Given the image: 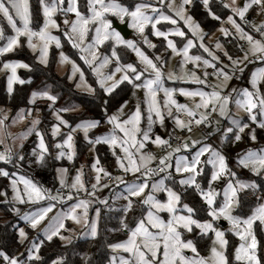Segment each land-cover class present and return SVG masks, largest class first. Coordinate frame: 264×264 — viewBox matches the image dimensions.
Instances as JSON below:
<instances>
[{"label":"snow or ice","instance_id":"obj_1","mask_svg":"<svg viewBox=\"0 0 264 264\" xmlns=\"http://www.w3.org/2000/svg\"><path fill=\"white\" fill-rule=\"evenodd\" d=\"M192 3L193 0L178 3L139 0L125 6L119 0H86L85 13L78 0H37L34 13L30 0H0V56L26 43L28 49L38 53L36 62L47 68L50 45L62 47L53 30L59 31L63 26L64 38L79 51V59L95 77V87L86 80L80 66L61 50L59 64L71 66L67 79L89 96L105 97L99 105L101 119H80L74 125L63 113L76 111V107H56L59 97L47 85L31 91L27 101L31 107L17 109L13 115L0 109V145H3L0 162L17 170L26 162L46 165L49 157L72 162L77 155L74 142L77 133L83 134L93 153L97 145H106L116 168L123 174L114 180L125 187L119 196L123 200L119 207L109 205L108 198L99 199V204L116 221L105 231L122 232L126 237L117 242L105 241L108 264H264V252L257 238V229L264 235V144L257 135V130L264 133V66L250 72L245 86L231 83L243 77L251 61L264 64V0H220L227 10L223 19L214 11L213 0H200L207 17L220 22L217 28L220 36L233 41L239 55L230 54L219 37L214 47L205 43L206 38L211 41L212 37L188 13L187 6ZM251 13L261 17L259 22L249 19ZM58 16L63 18L62 24L58 23ZM110 17L126 22L146 49L135 39L122 36ZM162 23L172 27L162 30L158 27ZM5 24L12 34L6 33ZM149 26L151 36L163 38L164 52L170 50V55H149L148 50L157 48L145 33ZM170 37L181 38L182 46ZM106 42L111 47L110 56L99 51ZM120 46L134 52L136 62L123 63L117 52ZM192 49L202 53L191 54ZM173 57L179 58L176 67L170 66ZM21 68L33 71L30 64L21 61L0 62L9 96L15 84L32 82L31 77L25 81L17 75ZM166 81L195 87H168ZM124 82L131 86L136 103L129 109V100H123L109 112V98ZM177 94L185 102H179ZM38 101H46L55 118L50 125L55 154L38 128L41 123ZM33 112L37 115L33 116ZM101 120L110 127L102 134L90 135ZM25 121L28 123L24 131L19 134L10 131L12 126ZM168 121L172 124L171 131ZM157 125L164 129L163 136L154 130ZM62 129L68 131L62 133ZM194 129L201 131V139L193 137ZM33 134L35 146L26 152L24 141ZM58 136L61 139L56 141ZM239 143L249 147L232 159L224 148ZM83 167L76 169L70 182L69 169L56 168L59 185L56 193L15 170L0 167V177L7 179L5 188L0 190L3 197L0 204L6 205L8 212L25 221L26 227L33 231L57 203L72 202L31 240L25 227L12 225L16 228L14 240L23 251L9 252L0 247V264H48L41 255L46 242L58 238L61 246L67 248L76 240L94 242L100 238L102 209L97 206L94 215H90L89 209L98 199L97 192L111 187L102 181L113 177L98 155L93 156L90 165L94 173L91 180L85 181ZM124 175H132L133 180L125 181ZM189 193L198 197V201L183 202ZM158 194H163V198ZM25 204L35 206V211L22 214L18 205ZM221 220L230 226L227 230L218 226ZM66 221L79 226L81 231L66 227ZM226 232L239 241L231 255ZM206 239L211 243L207 246L208 254L202 255L198 245ZM50 264L67 261L57 255ZM85 264H91V260L86 258Z\"/></svg>","mask_w":264,"mask_h":264},{"label":"rangeland","instance_id":"obj_2","mask_svg":"<svg viewBox=\"0 0 264 264\" xmlns=\"http://www.w3.org/2000/svg\"><path fill=\"white\" fill-rule=\"evenodd\" d=\"M195 1H198V0H193V2H195ZM200 1V0H199ZM119 2H121V3H123L125 6H129V5H132L134 2H139V0H119ZM176 2L178 3L179 2V0H176ZM213 2H220V0H213ZM85 3H86V0H78V4H79V7H80V9H81V11H83V12H85L86 13V9H85V7H84V5H85ZM192 5H193V3H192ZM192 5H190V6H187L188 7V13H189V11H190V8L192 7ZM65 6H66V4H65ZM190 14V13H189ZM69 18H73V14H69ZM57 19H58V23H61L62 24V17H57ZM110 19H112L113 21H114V24H113V26L115 27V25L116 24H118V25H127V23L125 22V23H121L118 19H116L115 17H110ZM249 19L250 20H253V21H255V22H259V20L261 19V17H257L256 15H255V13H251L250 15H249ZM195 20V19H194ZM178 23L182 26L183 25V22L182 21H178ZM220 26V22L218 23V25H217V28ZM225 26H227V25H225ZM158 27H160L162 30H167V28H170V27H172L171 25H167V24H165V23H162L161 25H158ZM116 28V27H115ZM203 28V27H202ZM217 28L214 30V31H212L211 33H209V35L212 37V40L211 41H209L207 38L205 39V43L206 44H210L211 46H213L214 47V42H215V40H216V38L217 37H219L220 38V41H221V43H222V45H223V47L227 50V48L225 47V39L223 38V37H221L220 36V33L217 31ZM129 29V31L131 32L130 33V35H129V37L127 38V39H135L137 42H138V44L142 47V48H145L146 49V46H143V44H142V41H141V39H140V37L134 32V30H132V29H130V28H128ZM5 30H6V33L7 34H12L11 33V30L10 29H8L7 28V26H6V24H5ZM117 30V29H116ZM185 31H187V29H184ZM203 30H204V28H203ZM118 31V30H117ZM205 31V30H204ZM206 32V31H205ZM145 33L148 35V38L153 42V43H155L156 45H157V48L156 49H154V50H148L149 51V55H152L153 53H160V54H162V55H170V50H169V52L168 53H165L164 52V47L162 46V45H164V41H163V38H156V37H153V36H151V34H150V26L149 27H147L146 28V30H145ZM207 33V32H206ZM53 34L54 35H57V36H59L60 37V39H61V45H62V47H61V49H56L55 48V44H52V45H50V48H49V62H50V60H51V57H52V55L54 54V60H55V65H54V69H55V71H56V73L60 76V77H65V76H67L69 73H70V71H71V66L70 65H68V64H63V65H61V64H59V51H63L66 55H68L69 57H70V59H72L73 61H75L76 62V64L78 65V66H80V68H81V71H84L85 72V78H86V80L89 82V83H92L93 84V86L95 87V84H94V79H95V77L92 75V73L90 72V70H89V68H88V66H86V65H84V63H83V61L82 60H80L79 59V55H80V53H79V51L77 50V49H73L72 47H71V45L67 42V40H66V38H64V36H63V26L61 27V30H59V31H57V30H53ZM170 38H172V39H174L176 42H177V44H178V46H182V44H181V38H179V37H170ZM22 39V41H23V39L24 38H21ZM0 43H2V42H0ZM25 45V47L27 48V46H26V43L24 44ZM20 48V47H19ZM18 49V48H17ZM17 49L16 50H14L13 52H11V53H7V54H5L4 56H0V62H2V61H4V60H8V61H17V60H10V59H6V57L8 56V54H12V53H14L15 51H17ZM28 49V48H27ZM68 50H70V52H74L75 54H76V56H77V59L76 58H74V57H72L71 55H69V53H68ZM28 51L31 53V54H34L30 49H28ZM99 51H100V53L102 54V55H111V47H110V44H109V42H106L105 43V45H103V46H100V48H99ZM228 51V50H227ZM117 52H118V54L121 56V60H122V62L123 63H129V62H136V56H135V53L134 52H132L130 49H127V48H125V47H123V46H120V47H118L117 48ZM195 52H198V53H196V54H201L202 53V50H197V49H192V50H190V53L191 54H195ZM38 53H35V55H37ZM205 57L207 56V54H203ZM222 55V54H221ZM178 57H173L172 59H171V61H170V66H172V67H176L177 66V61H178ZM18 61H21V62H24V61H22V60H18ZM226 62V61H225ZM25 63V62H24ZM49 65V64H48ZM43 66V65H42ZM262 66H264V64H261V62L260 61H251L248 65H247V67L245 68V72H244V74H243V77L240 79V80H235V81H232L231 83L233 84V85H235V86H237V87H242V86H245L246 85V78L248 77V75L250 74V72L251 71H254V70H256L257 68H259V67H262ZM109 67H113V65H110ZM189 67H190V65H189ZM23 70H27V69H18L17 70V75H19L20 77H21V72L23 71ZM104 71H108V69H105ZM209 71H211L210 69H209ZM0 74L3 76H5V78H6V86H7V77H6V75H5V73H3V72H0ZM77 78H78V74H77ZM75 79V78H74ZM68 80V79H67ZM68 82L70 83V84H73L74 85V87H75V84L73 83V82H71V81H69L68 80ZM211 82V81H210ZM16 85H18V84H15L14 85V91H15V88H16ZM165 86H168V87H195V85H186V84H183V83H179V82H172V81H166L165 82ZM126 88V90H127V96H126V100H129V105H128V108L129 109H131L133 106H134V104L136 103V98H134V97H132V95H131V86L130 85H128L126 82H124L115 92H117V91H119V90H121L122 88ZM42 88H44V87H42ZM42 88H40V89H42ZM39 89V90H40ZM48 89L50 90V87H48ZM75 89H76V87H75ZM78 92H82V91H80V90H78V89H76ZM14 91H13V93H14ZM82 93H85V92H82ZM85 94H87V93H85ZM137 95L138 96H142V92H138L137 93ZM176 98H177V100L179 101V102H185L184 101V98L183 97H180L178 94H177V96H176ZM38 103H42V104H44V105H46L47 104V102L46 101H38ZM61 106H63V105H61L60 104V106H58V107H61ZM31 107V106H30ZM57 107V106H56ZM66 107H73V106H71V105H67ZM76 107V106H75ZM116 107H118V106H116ZM116 107H112L111 109H109V112H112V111H114L115 110V108ZM0 109H3L4 111H6V112H8L9 113V115H13V113H12V111H11V109L10 108H7V107H0ZM81 111H82V109H80L79 107H76V111H70V112H68L69 114H71V115H79V114H81ZM51 112H52V110H50V124H49V126L48 127H46V124H47V122H44L43 123V117H44V114H42V109H41V112H40V114H39V116H40V119H41V123L38 125V128H39V130L41 131V132H43L44 134H45V142L49 145V148H50V151H52L53 152V154H55V149H54V147H53V144H54V141H53V139H52V137H51V135H50V132H51V128H50V125L52 124V123H54L55 122V118H54V116H52V114H51ZM15 114V113H14ZM65 114L66 113H63V115H64V118H65ZM33 116H36L37 115V113H35V112H33V114H32ZM241 115H243L242 113H241ZM27 121H25V122H22V123H17L16 125H14V126H12L11 127V129H10V131L12 132V133H14V134H19L20 132H22V131H24L25 130V128H26V125H27ZM108 127H110V126H108L107 124H105V125H103V126H99L98 128H96V129H93V130H91V132H90V135H92L93 133V135H99V134H102V133H104L107 129H108ZM167 127H168V130L169 131H171L172 130V124H171V121H168L167 122ZM155 129H156V132L157 133H159L160 135H164V129H162V128H160L158 125L155 127ZM154 129V130H155ZM68 130L67 129H62V133H65V132H67ZM257 135H258V137H260L261 138V144H264V133H262L261 132V130H257ZM78 136H80L82 139H83V134L82 133H77V134H75V136H74V142H75V148H76V153H77V146H76V140H77V137ZM193 137L194 138H196V139H201L202 138V133H201V131H199V130H195L194 129V131H193ZM61 139V137L60 136H58L57 138H56V141H59ZM83 141H84V139H83ZM35 142H36V137H35V135L33 134V135H31V136H29L28 138H27V140H25L24 141V150L27 152V151H30L31 150V148L32 147H34L35 146ZM85 142V141H84ZM11 141H9V144L11 145ZM86 143V142H85ZM213 143H215V141H213ZM150 148H151V146H149ZM247 147H249V144H246V143H239L238 145H226L225 146V148H224V150L230 155V157L232 158V159H234V157H235V155L237 154V153H239V152H241V150H243V149H246ZM103 148H104V150H105V152L103 151ZM3 150V145H0V151H2ZM154 150V149H153ZM156 151H158V150H156ZM181 154H186V153H181ZM77 155H78V153H77ZM75 156L74 157V160L72 161V162H68L66 159H62V160H60V161H55V160H53L51 157H50V160H49V162L51 163L50 165H51V167H53L54 168V174H53V177H55V184H53V185H49V184H47L46 183V181H47V178H45L44 176H43V174L41 175V172H40V166H38V165H35V164H32V165H29L27 162H26V165L25 166H23L22 168H21V170H17V172H18V174L19 175H25L26 176V178H30V179H32L34 182H36L38 185H40V186H43L44 188H47V189H51L52 191H53V193H56V191H57V189H58V187H59V185H58V180H57V173H56V171H55V169L56 168H68L69 169V173H68V179H69V182L71 181V177L72 176H74L75 175V172H76V169H78V168H80L81 167V165H83L84 167H83V173H84V179H85V181H89V180H91L93 177H94V173L91 171V169H90V165H91V163L93 162V156L94 155H98L99 156V158H100V160H101V164L109 171V172H111L112 173V177H113V179H112V182L111 183H107V184H109L111 187L110 188H104V189H101V190H99L97 193V197H98V199H97V201H96V203H93L91 206H90V209H89V212H90V215H94V209L97 207V206H99V207H101V209H103V208H105V206L104 205H100L99 204V199H103V198H108V204L109 205H112L114 208H117V207H119L122 203H123V200H121V199H119V196L124 192V187H125V185H123V184H119L118 182H116L115 180H114V178L116 177V176H120V175H123L117 168H116V166H115V164H114V158L111 156V153L107 150V146L106 145H103V144H101V145H97L96 146V151H95V153H93V151L91 150V146L89 145L86 149H85V151L83 152V154H82V157H78V156ZM0 164H3L2 162H0ZM124 180L125 181H128V182H131L132 180H133V176L132 175H124ZM106 179L107 178H105L103 181H102V183H106L105 181H106ZM8 193H9V198H10V195H11V193H10V189H8ZM65 191H67V190H65ZM83 195V194H82ZM117 197V199H112V197ZM158 197L159 198H163V194H158ZM0 200H3V197H0ZM74 202V201H73ZM42 204L43 203H45V202H41ZM70 203H72V202H68V201H65V202H63V204H61V203H57L56 204V207H54L53 208V211L51 212V213H49L48 214V217H46V219H45V221H43L42 223H41V225L39 226V228L36 230V233L38 234V233H40V229H42L43 227H44V225L45 224H47L48 222H49V220H51V218L52 217H54L55 215H57L60 211H66L67 210V208H68V206H69V204ZM29 205V204H28ZM31 208V210H29V211H25V212H30V211H35V206H33V205H29ZM165 218H166V216H167V214L166 213H164V214H162ZM23 221V220H22ZM23 222H25V221H23ZM66 223V227H69V228H75L76 229V231L77 232H80L81 231V229H80V227L79 226H77V225H74L71 221H66L65 222ZM218 226L220 227V229L221 230H227L230 226L227 224V222L226 221H223V220H221V221H219L218 222ZM23 227H25V230H26V226H23ZM27 231V230H26ZM112 233V232H111ZM119 233H121V235L123 236V239H125L126 237L123 235V233L122 232H119ZM65 235H67V233L65 232L64 233ZM40 236H41V238H42V234H40ZM230 236H232V240H233V243H234V245H236V244H238L239 243V241H238V238H236L235 236H233L232 234H231V232H226V238L229 240V243H230ZM257 238H258V235H257ZM56 239H58V238H56ZM81 240H83V239H81ZM258 240H259V238H258ZM210 243H211V241H210ZM210 245V244H209ZM233 245V246H234ZM232 249H233V247H230L229 248V254L231 255V252H232ZM261 250H262V252H264V245H262L261 246ZM201 252V251H200ZM201 254L202 255H207L208 254V252H206V253H202L201 252ZM86 257H87V254H84L83 256H82V264H85V259H86Z\"/></svg>","mask_w":264,"mask_h":264},{"label":"trees","instance_id":"obj_3","mask_svg":"<svg viewBox=\"0 0 264 264\" xmlns=\"http://www.w3.org/2000/svg\"><path fill=\"white\" fill-rule=\"evenodd\" d=\"M30 4L32 6V10L35 13L38 4L37 0H30ZM213 9L214 11L219 12L222 15V19L226 16L227 10L222 8L220 2H213ZM190 15L200 23L201 27L207 33H211L217 28L219 22L212 20L210 17H207L206 12L201 5L200 1L193 2L192 7L189 11ZM37 25L34 23L33 27ZM225 47L227 48L228 52L233 55H239L235 48V44L233 41H224ZM69 55L77 59V56L74 52H70L68 50ZM198 52H195V54ZM35 54H31L28 49L23 46L17 49L12 54H8L6 59L10 60H22L25 63H28L32 66L33 71L23 70L21 72V78L27 81L29 77H31V83H25L24 85H16L14 93L9 96L7 93V86H6V78L5 76L0 74V107H7L10 108L12 113L14 114L17 109L30 107L27 101L30 96L32 90H39L42 87L47 85L50 87V91L53 94H57L59 99L57 101L56 106H76L82 109L81 114L79 115H71L69 113L65 114V119L69 120L70 123L73 125L79 122L80 119L85 118H96L101 119L102 112L99 105L105 99V97L101 94L99 99H96L92 96H89L85 93L78 92L73 84H70L67 80V76L60 77L55 69V60L54 54L51 57L49 65L45 68L42 65H39L35 60ZM127 90L126 88H122L121 90L115 92L109 98V106L108 110L112 107L118 106L123 100H126ZM39 107L42 109L43 123L47 122L46 127L50 124V110L46 107V105L42 103H38ZM106 123L101 120V126L105 125ZM94 134V133H93ZM92 134V135H93ZM77 146V153L78 157H82L83 152L89 146L87 143L83 141V139L78 136L76 140ZM103 151L105 152L104 148ZM50 157L48 158V162L46 165L40 166L41 175L47 178L46 183L50 186L55 184V177L54 168L51 167V163L49 162ZM231 162V160H230ZM26 163L24 164V166ZM0 167H6L8 170H15L13 169L12 165H3L0 164ZM18 170H21L18 169ZM7 184V179L0 177V190L5 188ZM8 191V189H7ZM9 192V191H8ZM198 197L194 194L189 193L188 196L185 197L183 202L192 203L194 200L198 201ZM21 208V213L23 214L25 211L31 210L28 204L25 205H18ZM7 206L4 204H0V247L5 248L9 252H18L23 251V248L17 246L14 236L16 233V228L26 226L25 222L20 220L18 217H14L10 212L6 210ZM247 211V209H245ZM112 213H108L105 211V208L102 209L101 213V221H100V238L97 241L90 242L87 240H76L74 241V245H70L67 248L61 246L60 241L56 238L52 242H46L41 251V255L44 259L50 264V260L56 258L57 255L65 257L67 264H82V256L87 254V259L91 260V264H108L107 257L109 256V250L105 247V241L110 242H117L123 239V236L119 232H106L105 228H111L116 224L114 219H111ZM15 225L16 228L12 227ZM27 232L29 233V239L31 240L34 236H37L36 231L31 230L30 228L26 227ZM257 235L259 241L261 242V246L264 245V235L260 233L257 229ZM230 243L229 248L233 247L234 243L232 240V236H230ZM210 244V240H205L200 242L198 245L199 250L202 253L207 252V246Z\"/></svg>","mask_w":264,"mask_h":264},{"label":"water","instance_id":"obj_4","mask_svg":"<svg viewBox=\"0 0 264 264\" xmlns=\"http://www.w3.org/2000/svg\"><path fill=\"white\" fill-rule=\"evenodd\" d=\"M115 27L121 33L122 36H124L126 38L129 37V35H130L131 32L129 31V29H128V27H127L126 24L125 25H118V24H116Z\"/></svg>","mask_w":264,"mask_h":264},{"label":"built area","instance_id":"obj_5","mask_svg":"<svg viewBox=\"0 0 264 264\" xmlns=\"http://www.w3.org/2000/svg\"><path fill=\"white\" fill-rule=\"evenodd\" d=\"M233 81H235V80H233ZM155 131H156V129H155ZM177 134H180V133H177ZM173 146H175V144L173 145ZM106 183H111L112 182V180H109V179H106V181H105ZM98 194V193H97ZM81 197H83V195L81 194Z\"/></svg>","mask_w":264,"mask_h":264}]
</instances>
